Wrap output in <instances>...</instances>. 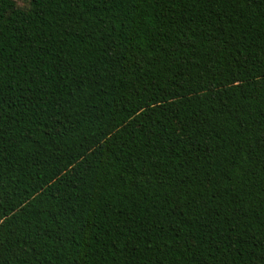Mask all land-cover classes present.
Masks as SVG:
<instances>
[{
    "label": "trees",
    "instance_id": "16d2710c",
    "mask_svg": "<svg viewBox=\"0 0 264 264\" xmlns=\"http://www.w3.org/2000/svg\"><path fill=\"white\" fill-rule=\"evenodd\" d=\"M0 0V264H264V0Z\"/></svg>",
    "mask_w": 264,
    "mask_h": 264
},
{
    "label": "rangeland",
    "instance_id": "374dc122",
    "mask_svg": "<svg viewBox=\"0 0 264 264\" xmlns=\"http://www.w3.org/2000/svg\"><path fill=\"white\" fill-rule=\"evenodd\" d=\"M17 4V6L21 7V8H26L28 5V1L27 0H14Z\"/></svg>",
    "mask_w": 264,
    "mask_h": 264
}]
</instances>
